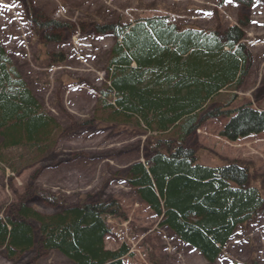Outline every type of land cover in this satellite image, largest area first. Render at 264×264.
I'll use <instances>...</instances> for the list:
<instances>
[{
	"label": "rangeland",
	"instance_id": "1",
	"mask_svg": "<svg viewBox=\"0 0 264 264\" xmlns=\"http://www.w3.org/2000/svg\"><path fill=\"white\" fill-rule=\"evenodd\" d=\"M153 16L219 33L239 20L249 56L247 75L217 105L226 112L244 105L264 111V0L248 5L235 0H0V46L41 111L54 121L43 155L4 150L0 139V216L13 214L22 201L51 214L112 199L123 216H101L109 229L105 247L127 246L124 264H264V211L238 225L211 263L159 227L157 216L125 181L131 163L150 158L149 134L104 106L111 98L99 90L109 82L108 58L116 38L96 29ZM226 119H204L182 146L203 165H247L251 184L264 197V131L229 140L220 135ZM0 264L72 263L57 251L35 247L12 259L0 248Z\"/></svg>",
	"mask_w": 264,
	"mask_h": 264
},
{
	"label": "trees",
	"instance_id": "2",
	"mask_svg": "<svg viewBox=\"0 0 264 264\" xmlns=\"http://www.w3.org/2000/svg\"><path fill=\"white\" fill-rule=\"evenodd\" d=\"M236 1L248 5L252 0ZM97 28L116 37L108 58L109 82L101 89L111 98L104 106L149 134L150 158L131 163L125 181L159 218V227L212 263L235 228L264 210V197L250 183L247 165H201L182 143L207 118L227 117L220 135L229 140L264 131L263 110L244 105L226 112L217 105L222 103L218 98L235 92L247 75L243 26L238 20L219 33L153 16ZM53 123L0 46L4 150L43 155ZM15 212L0 217V248L9 259L39 247L57 250L73 264H124L122 257L129 253L124 245L109 250L104 244L109 230L101 216H123L112 199L82 202L51 214L22 201Z\"/></svg>",
	"mask_w": 264,
	"mask_h": 264
},
{
	"label": "bare ground",
	"instance_id": "3",
	"mask_svg": "<svg viewBox=\"0 0 264 264\" xmlns=\"http://www.w3.org/2000/svg\"><path fill=\"white\" fill-rule=\"evenodd\" d=\"M102 76V75H101ZM200 164V163H199ZM201 165H203V164H201ZM248 177H249V181H250V183H251V180H252V176H251V174H250V170H249V168H248Z\"/></svg>",
	"mask_w": 264,
	"mask_h": 264
}]
</instances>
